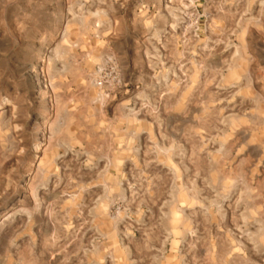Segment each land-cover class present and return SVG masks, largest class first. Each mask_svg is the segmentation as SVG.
Returning <instances> with one entry per match:
<instances>
[{
    "label": "rangeland",
    "instance_id": "rangeland-1",
    "mask_svg": "<svg viewBox=\"0 0 264 264\" xmlns=\"http://www.w3.org/2000/svg\"><path fill=\"white\" fill-rule=\"evenodd\" d=\"M0 264H264V0H0Z\"/></svg>",
    "mask_w": 264,
    "mask_h": 264
}]
</instances>
